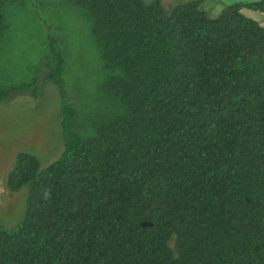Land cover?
<instances>
[{
    "label": "trees",
    "instance_id": "16d2710c",
    "mask_svg": "<svg viewBox=\"0 0 264 264\" xmlns=\"http://www.w3.org/2000/svg\"><path fill=\"white\" fill-rule=\"evenodd\" d=\"M64 1L112 104L84 135L62 101L59 157L16 155L7 185L28 194L0 222V264H264V25L242 12L264 0L214 17L199 0ZM60 61L44 68L58 85Z\"/></svg>",
    "mask_w": 264,
    "mask_h": 264
},
{
    "label": "rangeland",
    "instance_id": "374dc122",
    "mask_svg": "<svg viewBox=\"0 0 264 264\" xmlns=\"http://www.w3.org/2000/svg\"><path fill=\"white\" fill-rule=\"evenodd\" d=\"M189 0H160L169 9ZM254 0H199L217 16L229 4ZM242 12L264 25V12ZM61 61V84L47 80L51 61ZM50 67V66H49ZM104 68L89 23L64 0H4L0 7V222L14 226L23 216L28 187L11 191L8 172L18 153L35 155L42 166L63 150L61 102L78 111L76 130L89 134L91 121L107 111L100 84Z\"/></svg>",
    "mask_w": 264,
    "mask_h": 264
},
{
    "label": "water",
    "instance_id": "95a60500",
    "mask_svg": "<svg viewBox=\"0 0 264 264\" xmlns=\"http://www.w3.org/2000/svg\"><path fill=\"white\" fill-rule=\"evenodd\" d=\"M142 225H143V226L151 225V222H149V221H144V222H142Z\"/></svg>",
    "mask_w": 264,
    "mask_h": 264
}]
</instances>
